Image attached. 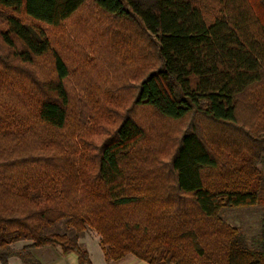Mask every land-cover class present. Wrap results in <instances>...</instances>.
I'll return each instance as SVG.
<instances>
[{"label":"trees","instance_id":"trees-1","mask_svg":"<svg viewBox=\"0 0 264 264\" xmlns=\"http://www.w3.org/2000/svg\"><path fill=\"white\" fill-rule=\"evenodd\" d=\"M86 5L82 38L133 96L68 85ZM0 19V264L40 246L95 264L88 233L105 264H264V216L255 245L221 216L264 207V0H0Z\"/></svg>","mask_w":264,"mask_h":264},{"label":"rangeland","instance_id":"rangeland-1","mask_svg":"<svg viewBox=\"0 0 264 264\" xmlns=\"http://www.w3.org/2000/svg\"><path fill=\"white\" fill-rule=\"evenodd\" d=\"M88 4H91V2L89 1ZM93 9L94 8L90 5H86L75 17L70 19L68 23L63 26L65 27L67 35L72 38L68 53H65L66 57L69 61L71 60L72 64L69 63L71 66V72L70 77L68 78V85L70 88L78 92L81 89L80 94L85 96L87 95V92L82 90H86V86L91 87V89L96 86H101V89H103L106 87L105 85L116 83L121 79L120 84H122V87L130 88L128 91L131 92V95L129 96L131 97L136 91L138 80L127 79L125 75L118 79V75L121 76L124 70V62L120 60L118 55H112L113 52H110L108 48L105 50L99 49L98 45L100 46V39H91L87 36L88 39H85L82 38V35L79 32L81 30L79 27L81 26L82 31L86 30L85 25H83L84 20L96 19L97 16L94 14L95 9L94 11ZM1 21L2 20L0 19V27L3 25L1 24ZM94 22L95 21H93V23ZM93 26L96 29L99 28V25L96 23H94ZM51 29L58 31L59 28ZM91 43L95 44L89 46ZM3 50L5 51V47L0 41L1 54ZM42 64L45 65L44 67H48L47 61H43ZM124 91L125 89L122 92L124 93ZM90 93L92 92H89V95ZM163 144L157 142V147L162 146L161 148H164ZM257 167L261 174L264 175V157H262L261 161L257 164ZM221 216L227 225L239 229L245 235L249 245L256 244L260 234L262 216H264V207L255 205L233 209L224 208L221 212ZM66 229L67 227L63 220L52 228L53 231L58 232H64ZM90 234L94 233H88L86 238L81 239L80 243H82L83 247L88 252L90 260L95 264H101L102 251L98 240Z\"/></svg>","mask_w":264,"mask_h":264},{"label":"crops","instance_id":"crops-1","mask_svg":"<svg viewBox=\"0 0 264 264\" xmlns=\"http://www.w3.org/2000/svg\"><path fill=\"white\" fill-rule=\"evenodd\" d=\"M30 251L42 264H80L78 262V256L76 253L69 252L63 255L53 246L32 247L30 248ZM18 263L19 262L15 264ZM101 264H105L102 254H101ZM115 264H150V263H148L147 261L141 258L129 254Z\"/></svg>","mask_w":264,"mask_h":264}]
</instances>
